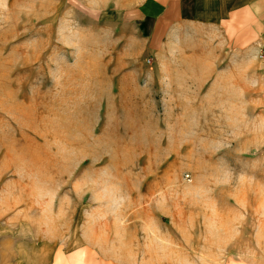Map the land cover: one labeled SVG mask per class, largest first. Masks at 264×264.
Wrapping results in <instances>:
<instances>
[{"label": "rangeland", "instance_id": "1", "mask_svg": "<svg viewBox=\"0 0 264 264\" xmlns=\"http://www.w3.org/2000/svg\"><path fill=\"white\" fill-rule=\"evenodd\" d=\"M139 4L0 0V264H264L262 52Z\"/></svg>", "mask_w": 264, "mask_h": 264}, {"label": "crops", "instance_id": "2", "mask_svg": "<svg viewBox=\"0 0 264 264\" xmlns=\"http://www.w3.org/2000/svg\"><path fill=\"white\" fill-rule=\"evenodd\" d=\"M137 11L153 24L167 27L200 21L232 26L264 57V0H139ZM234 41V39H233Z\"/></svg>", "mask_w": 264, "mask_h": 264}]
</instances>
